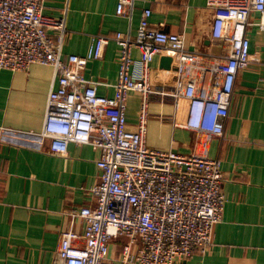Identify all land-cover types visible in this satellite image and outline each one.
I'll return each instance as SVG.
<instances>
[{"label":"built area","instance_id":"2783aa9c","mask_svg":"<svg viewBox=\"0 0 264 264\" xmlns=\"http://www.w3.org/2000/svg\"><path fill=\"white\" fill-rule=\"evenodd\" d=\"M44 2L0 0V70L51 67L57 86L47 95L43 129L29 134L37 147L46 141L52 153L64 155L74 144L99 154L91 205L66 210L69 225L59 234L53 264H176L208 253L226 202L220 159L148 146V102L152 95L169 96L176 107L184 101L185 128L223 139L237 74L256 59L247 30L264 31V0H206L213 12L211 38L227 46L226 54L214 57L188 50L182 33L151 26L149 8L142 10L134 36L99 34L87 54L65 55L66 9L46 15ZM135 2L117 0L116 15L130 20ZM109 41L119 47L111 97L99 94L98 80L83 75ZM160 55L171 58L170 92L150 82L151 64ZM130 94L140 100L133 128L126 119ZM118 240L113 257L111 244Z\"/></svg>","mask_w":264,"mask_h":264},{"label":"crops","instance_id":"0c3cea01","mask_svg":"<svg viewBox=\"0 0 264 264\" xmlns=\"http://www.w3.org/2000/svg\"><path fill=\"white\" fill-rule=\"evenodd\" d=\"M117 0H45L44 14L66 9L67 37L62 52L85 55L97 35L134 36L144 8L150 25L182 33L188 50L210 57L227 53L211 38L213 12L206 0H136L129 19L115 13ZM251 20L256 14L250 15ZM250 53L256 59L237 74L223 139L184 127L187 104L169 96L148 102L146 144L162 150L206 154L220 159L225 205L215 225L213 244L176 264H264V31L249 28ZM170 54H168L169 56ZM119 47L114 41L83 71L98 80L99 94L113 96ZM138 59V53L133 52ZM163 55L151 64L150 82L158 91L172 90L173 67L161 69ZM57 86L49 66L33 64L26 72L0 70V264H53L59 234L69 225L66 210L91 205L89 190L97 183L98 152L89 145L68 146L64 155L37 147L29 133L43 129L47 95ZM140 100L127 99L126 119L136 125ZM75 230L82 232L81 222ZM120 240L111 244L116 257Z\"/></svg>","mask_w":264,"mask_h":264},{"label":"water","instance_id":"95a60500","mask_svg":"<svg viewBox=\"0 0 264 264\" xmlns=\"http://www.w3.org/2000/svg\"><path fill=\"white\" fill-rule=\"evenodd\" d=\"M160 62V68L161 69H165V70H169L171 68V58L168 56H164L162 57Z\"/></svg>","mask_w":264,"mask_h":264}]
</instances>
